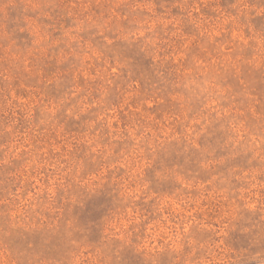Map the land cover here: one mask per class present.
<instances>
[{"label":"rangeland","instance_id":"1","mask_svg":"<svg viewBox=\"0 0 264 264\" xmlns=\"http://www.w3.org/2000/svg\"><path fill=\"white\" fill-rule=\"evenodd\" d=\"M0 264H264V0H0Z\"/></svg>","mask_w":264,"mask_h":264}]
</instances>
